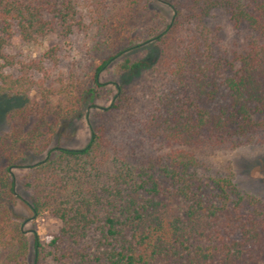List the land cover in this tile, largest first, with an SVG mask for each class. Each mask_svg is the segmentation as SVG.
I'll return each instance as SVG.
<instances>
[{"label": "trees", "instance_id": "obj_1", "mask_svg": "<svg viewBox=\"0 0 264 264\" xmlns=\"http://www.w3.org/2000/svg\"><path fill=\"white\" fill-rule=\"evenodd\" d=\"M81 2L92 7L98 0ZM77 5L76 0H0V95L24 97L32 87L42 85V80L31 76L32 71H43L38 61L20 62L16 77L4 71L13 65L4 52L8 38L14 33L25 42L48 33L65 36L77 24ZM215 6L224 8L234 24H244L250 36L232 47L221 45L204 19ZM188 19L186 27L183 21L173 27V31L184 27L178 34L170 36L168 31L174 45L166 37L118 65L129 76L150 72L159 76L152 110L139 131L147 148L168 147L162 153H124L108 144L102 125L91 131L82 148L47 149L48 141L38 139L39 130L25 136L22 125L15 124L24 109L9 116V139L48 152L37 175L32 173L21 182L35 196L30 210L38 215L48 209L62 223L60 233L50 241L48 260L57 264L62 259L77 264H264V198L240 190L229 176L210 174L195 154L210 148L235 149L264 138V0H216ZM162 43L166 45L160 48ZM113 57L97 66L94 86L85 93L89 99L101 85L99 73ZM85 104L81 98V107ZM62 112L46 124L47 139L53 137L59 121L69 119ZM54 150L61 159L57 163L49 158ZM12 160L0 168V196L15 203L19 194L9 171ZM54 163L65 171L78 167L90 188L80 185L75 197L56 194L62 177ZM102 167L107 169L101 182ZM43 190L41 198L38 193ZM5 207L0 202V240L6 249L0 264H26L28 239ZM33 246L35 259L45 256L36 234Z\"/></svg>", "mask_w": 264, "mask_h": 264}, {"label": "rangeland", "instance_id": "obj_2", "mask_svg": "<svg viewBox=\"0 0 264 264\" xmlns=\"http://www.w3.org/2000/svg\"><path fill=\"white\" fill-rule=\"evenodd\" d=\"M76 1L77 24L69 34L48 33L25 42L14 33L4 48L5 54L13 61L12 66L4 69L6 73L16 77L20 62L32 61L40 62L43 70L31 72L34 80H42V85L32 87L26 96L0 95V168L12 157L9 171L17 183L15 189L19 194L15 203L1 196L0 202L6 205L11 220L21 224L23 235L28 239L26 264H57L48 260L53 247L50 241L60 233L62 223L48 209L35 215L29 208L35 202V196L30 188L24 190L21 182L32 173L37 175L38 166L47 160L48 152L44 149L38 152L24 145L23 141L9 139V116L24 109L14 119L15 124L19 122L22 125L20 131L24 135L31 130H39L41 135L38 139L48 141L47 149L56 146L82 148L89 141L91 131L102 125L106 127L108 144L116 145L124 153H162L168 147L160 150L147 148V142L143 144L146 137L139 131V125L146 122L152 110L151 98L158 93L160 78L153 72L129 76L121 73L118 65L126 56L136 55L140 50L161 42L169 30L170 36L178 34L184 30L183 24L186 27L187 21H191L188 18L192 13L216 0H98L92 7L83 6L81 0ZM204 19L205 25L217 33L225 47L239 44L250 36L246 26L234 24L220 6L211 8ZM178 21L184 23L177 31ZM174 26L177 32L173 31ZM166 39L174 45L172 37ZM110 56H114L113 59L99 73L101 85L96 88L94 98L89 99L85 93L94 86L92 76L97 66ZM81 98L86 103L83 107ZM61 109L69 119L59 121L55 134L49 140L46 124L59 119ZM57 153L58 150H54L49 157L56 163L61 160L56 158ZM195 154L210 174L229 176L240 190L264 198V138L235 149L210 148L198 150ZM56 163L53 166L62 177L56 194L74 195L75 188L80 185L90 188L85 173L81 175L78 167L65 171ZM100 169L104 173L100 177L102 182L106 179L107 167ZM44 195V190L38 193L41 198ZM34 234L38 236L45 258L39 255L35 259ZM5 254L6 249L0 240V263ZM57 262L77 264L64 259Z\"/></svg>", "mask_w": 264, "mask_h": 264}]
</instances>
